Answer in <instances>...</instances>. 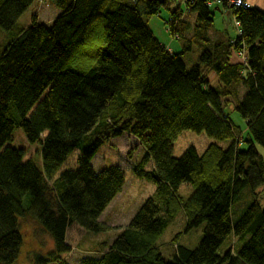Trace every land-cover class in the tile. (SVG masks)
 I'll return each mask as SVG.
<instances>
[{
  "label": "trees",
  "instance_id": "1",
  "mask_svg": "<svg viewBox=\"0 0 264 264\" xmlns=\"http://www.w3.org/2000/svg\"><path fill=\"white\" fill-rule=\"evenodd\" d=\"M173 1L44 0L59 15L44 24L34 14L24 27L19 21L37 0H0V28L11 35L0 53V264H16L26 221L53 241L34 264H69L72 226L94 235L113 230L100 217L123 191L121 164L134 154L123 149L121 164L97 163L102 146L118 140L144 152L132 173L155 192L98 257L80 264H264V11L218 5L240 33L213 39L212 0H177L185 8L171 10ZM163 8L181 52L149 26ZM17 129L41 145V167L10 145ZM186 131L214 142L177 158ZM78 151L77 166L66 168ZM181 213L185 233L201 227L203 236L191 249L176 235L169 260L159 241Z\"/></svg>",
  "mask_w": 264,
  "mask_h": 264
},
{
  "label": "rangeland",
  "instance_id": "2",
  "mask_svg": "<svg viewBox=\"0 0 264 264\" xmlns=\"http://www.w3.org/2000/svg\"><path fill=\"white\" fill-rule=\"evenodd\" d=\"M35 10V11H33ZM215 11V26L219 29L222 28L223 31L228 30V33L237 38L239 36L240 30L236 25V20L231 11L230 14L220 11L217 12L215 7H212ZM34 12V13H33ZM37 15L38 21L44 24H50L58 15L59 11L55 9L52 5H44L35 3L20 19L19 23L24 27H29L32 24V16ZM169 11L167 8L161 10L159 16L153 17L149 21V26L155 33L156 37L166 48L171 49L172 52H181L182 43L173 37L167 29L165 20L169 18ZM239 31V32H238ZM11 35L0 28V53L3 51ZM198 55L193 56V61L197 60ZM211 85H217V78L215 75L210 77ZM233 108V107H232ZM229 108L228 111L231 115L233 121L240 126L244 131H246V123L241 118V116ZM214 141L208 138L204 133L198 134L191 131H186L182 133L178 141L175 143L174 155L175 157H181L188 148L194 147L200 154L204 153L205 150ZM222 143V142H221ZM11 146L15 148L24 149L26 151L25 162L32 161L37 166H42V149L39 143H30L23 130L17 129L14 133V141L10 143ZM225 146V144H222ZM129 145L128 140H118L116 145L111 143L109 145H104L100 149L98 165L100 169L110 167L113 165L121 164L124 154L122 152L132 151L133 156L130 157L129 162L122 165V169L125 171L126 184L125 189L121 195L115 200L114 204L104 215L105 222L110 223V227L113 228L109 233L104 234H89L83 229L72 226L68 232V243L71 247V253L64 255L63 259L69 264H80L81 260L88 257H98L100 248L104 243H111L115 236L119 234L128 224L130 219L133 217L134 213L138 210L141 204L153 195L155 192V186L151 183L145 182L143 180L137 179L133 173L132 169L136 163L141 161L144 156V152L137 150L135 153V146L132 149ZM122 149H121V148ZM124 149V150H123ZM259 151L264 157V149L258 146ZM80 153L75 152L72 154L65 164L66 168H75L77 166V161ZM134 160V161H132ZM131 163V167H129ZM120 166V165H119ZM190 187L183 185L180 189L182 195H188ZM192 192V190H191ZM21 230L23 233L24 243L21 246V251L16 264H34L36 256H44L47 251L53 248L52 239L49 235H46L35 223L32 221H26L22 224ZM186 221L184 216L181 214L171 222L165 234L159 241V245L162 247V254L169 260L174 256V247L172 244L173 239L179 233H182L180 243L191 249L198 247L202 236L203 228L199 227L185 233Z\"/></svg>",
  "mask_w": 264,
  "mask_h": 264
},
{
  "label": "crops",
  "instance_id": "3",
  "mask_svg": "<svg viewBox=\"0 0 264 264\" xmlns=\"http://www.w3.org/2000/svg\"><path fill=\"white\" fill-rule=\"evenodd\" d=\"M212 1H214V0H212ZM243 1V5L244 6H247V7H252V8H257V9H259V10H261V11H264V0H242ZM174 3L173 4H171V7H170V9L171 10H173V9H175V8H177V7H180V8H182V9H184L185 8V3L184 2H181V1H177V0H175V1H173ZM180 5V6H179ZM213 7H215V9H216V11L217 12H221V13H224V12H226V13H228V14H230V12L228 11V10H226V8L224 7V6H218V5H216L215 3H214V5H213ZM33 11H35V10H33ZM34 13V12H33ZM170 13V12H169ZM230 15H232V14H230ZM195 15L194 16H190L188 19L189 20H191V22H192V24H194L195 23ZM214 22H215V18H214ZM239 32V31H238ZM222 35H227L229 38H232V39H236L235 37H232L229 33H228V30H225V31H223L222 30V28H217L216 26H215V24H213V26H212V29H211V31H210V36H211V38H213V39H216V38H218V37H220V36H222ZM163 44V43H162ZM168 50H170L171 51V49H169L168 48ZM172 52V51H171ZM243 61V60H242ZM125 189V188H124ZM124 189H123V191H124ZM123 191L121 192V194L123 193ZM121 194H119V195H121ZM119 195L113 200V202L107 207V209L103 212V214L101 215V217H100V221L102 222V223H105L106 225H107V223L105 222V219H104V215H105V213L108 211V209H110L111 207H112V205L114 204V202H115V200L119 197ZM137 212V211H136ZM132 219V218H131ZM131 219H130V221H131ZM130 221L128 222V224L130 223ZM127 224V225H128ZM108 226H111L110 225V223H108ZM116 237V236H115ZM114 240V239H113Z\"/></svg>",
  "mask_w": 264,
  "mask_h": 264
},
{
  "label": "built area",
  "instance_id": "4",
  "mask_svg": "<svg viewBox=\"0 0 264 264\" xmlns=\"http://www.w3.org/2000/svg\"><path fill=\"white\" fill-rule=\"evenodd\" d=\"M190 1H195V0H184V2H190ZM37 2L41 5H44V0H37ZM224 2H227V5L229 7H239V6H242L243 5V1L242 0H214V1H211L209 3V6H212L214 5V3L216 5H222L224 4ZM236 25L238 28H240V23L236 22ZM240 58H242V60H245L243 54H240Z\"/></svg>",
  "mask_w": 264,
  "mask_h": 264
},
{
  "label": "bare ground",
  "instance_id": "5",
  "mask_svg": "<svg viewBox=\"0 0 264 264\" xmlns=\"http://www.w3.org/2000/svg\"><path fill=\"white\" fill-rule=\"evenodd\" d=\"M238 30H239V28H238ZM120 194H121V193H120ZM138 209H139V208H138ZM137 211H138V210H137ZM181 214L184 216L185 221H186L185 214H184V213H181ZM181 214H180V215H181ZM134 215H135V213H134ZM134 215H133V216H134ZM173 247H174V251H175L176 246H173ZM161 248H162V247L160 246V250H161V252H162V249H161Z\"/></svg>",
  "mask_w": 264,
  "mask_h": 264
}]
</instances>
